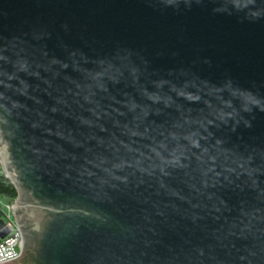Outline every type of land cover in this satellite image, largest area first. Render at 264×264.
<instances>
[{"label":"water","instance_id":"1","mask_svg":"<svg viewBox=\"0 0 264 264\" xmlns=\"http://www.w3.org/2000/svg\"><path fill=\"white\" fill-rule=\"evenodd\" d=\"M0 162V264H264V0H0Z\"/></svg>","mask_w":264,"mask_h":264},{"label":"built area","instance_id":"2","mask_svg":"<svg viewBox=\"0 0 264 264\" xmlns=\"http://www.w3.org/2000/svg\"><path fill=\"white\" fill-rule=\"evenodd\" d=\"M0 197V233L6 231V234L0 236V263L18 257L22 249V235L14 216L13 206L16 204L14 199H5Z\"/></svg>","mask_w":264,"mask_h":264},{"label":"trees","instance_id":"3","mask_svg":"<svg viewBox=\"0 0 264 264\" xmlns=\"http://www.w3.org/2000/svg\"><path fill=\"white\" fill-rule=\"evenodd\" d=\"M0 197L11 200L16 197V191L12 183L0 171Z\"/></svg>","mask_w":264,"mask_h":264},{"label":"rangeland","instance_id":"4","mask_svg":"<svg viewBox=\"0 0 264 264\" xmlns=\"http://www.w3.org/2000/svg\"><path fill=\"white\" fill-rule=\"evenodd\" d=\"M0 171L3 173L1 162H0ZM3 202L5 203V199H3Z\"/></svg>","mask_w":264,"mask_h":264}]
</instances>
